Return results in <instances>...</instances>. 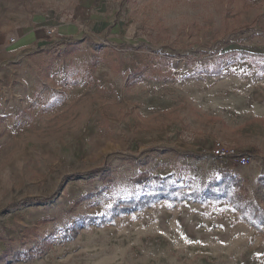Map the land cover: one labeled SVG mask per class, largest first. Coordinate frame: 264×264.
<instances>
[{"label": "rangeland", "instance_id": "1", "mask_svg": "<svg viewBox=\"0 0 264 264\" xmlns=\"http://www.w3.org/2000/svg\"><path fill=\"white\" fill-rule=\"evenodd\" d=\"M28 2L49 27L13 70L0 45V264H264V224L227 203L62 236L147 193L142 172L198 187L226 171L264 211V0Z\"/></svg>", "mask_w": 264, "mask_h": 264}, {"label": "trees", "instance_id": "2", "mask_svg": "<svg viewBox=\"0 0 264 264\" xmlns=\"http://www.w3.org/2000/svg\"><path fill=\"white\" fill-rule=\"evenodd\" d=\"M219 174V177H213L198 187L191 185L183 187L178 186L171 175L160 177L151 176L148 172L139 173L132 181L134 184L142 185L150 179L155 181L147 193L115 201L106 214L79 217L76 225L69 227L62 236L69 238L79 229L87 226H105L117 217L148 208L155 202H168L172 205H182L186 202L227 203L238 212L243 220L257 230H261L264 224V211L255 203L253 196L251 197L252 194L245 185V181L237 176L232 177L226 171H220ZM259 180L264 181V177ZM41 249L39 245L37 249L31 250L27 257L40 254Z\"/></svg>", "mask_w": 264, "mask_h": 264}, {"label": "crops", "instance_id": "3", "mask_svg": "<svg viewBox=\"0 0 264 264\" xmlns=\"http://www.w3.org/2000/svg\"><path fill=\"white\" fill-rule=\"evenodd\" d=\"M29 6L28 0H0V45L4 44L8 38L14 40L7 47V54L13 59L12 70L19 62L17 59L29 52V47H40V41L43 39L40 33L41 28L49 27V25L45 26L46 20L40 15V10H36L35 7L30 9ZM74 27L73 24L63 25L59 26V30L70 33L73 31L70 28Z\"/></svg>", "mask_w": 264, "mask_h": 264}, {"label": "built area", "instance_id": "4", "mask_svg": "<svg viewBox=\"0 0 264 264\" xmlns=\"http://www.w3.org/2000/svg\"><path fill=\"white\" fill-rule=\"evenodd\" d=\"M13 41V40H11ZM219 155L221 157H224V156H232L234 155V150L233 149H223V150H219Z\"/></svg>", "mask_w": 264, "mask_h": 264}]
</instances>
